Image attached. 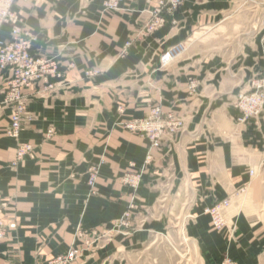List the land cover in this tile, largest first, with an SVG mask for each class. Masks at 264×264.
I'll return each instance as SVG.
<instances>
[{
    "label": "crops",
    "instance_id": "0c3cea01",
    "mask_svg": "<svg viewBox=\"0 0 264 264\" xmlns=\"http://www.w3.org/2000/svg\"><path fill=\"white\" fill-rule=\"evenodd\" d=\"M103 1L14 4L36 35L31 53L56 61L61 75L50 77L52 89L43 81L22 89L31 118L18 140L5 134L10 109H0V217L15 224L0 240V264L47 261L73 241L81 254L72 264H157L154 237L179 225L204 264L224 253L250 264L256 223L234 195L250 183L264 126L250 121L236 131L230 101L264 75V0H187L174 14L162 13L165 23L151 32L145 23L158 0H120L116 11L104 10ZM230 34L231 45L211 53L202 43ZM9 37L2 25L0 39ZM178 42L186 49L161 65V54ZM8 75L0 73V98ZM155 106L182 117L184 127L150 147L122 122ZM19 142L33 151L16 160ZM91 165H98L93 192ZM139 172L133 191L122 178ZM226 197L227 226L216 231L202 212ZM125 215L134 223H115Z\"/></svg>",
    "mask_w": 264,
    "mask_h": 264
},
{
    "label": "built area",
    "instance_id": "2783aa9c",
    "mask_svg": "<svg viewBox=\"0 0 264 264\" xmlns=\"http://www.w3.org/2000/svg\"><path fill=\"white\" fill-rule=\"evenodd\" d=\"M17 0H0V27L9 26L10 37L0 39V73L4 70L9 72L7 77V89L0 98V109L9 108V122L5 128V134L15 140L20 137V132L26 121L31 118L27 109L25 96L22 93L24 87L43 81L46 83V89H52L54 84L49 81L50 77H59L61 72L58 70L56 61L51 59L35 56L31 53L30 48L36 35L24 26L22 16L14 10V4ZM187 0H158V5L149 11L151 18L145 23V30L151 31L163 23L166 19L162 13L174 14L177 9ZM120 0H104V10H119ZM259 23L264 27V12L262 13ZM129 42L127 43V45ZM186 49L184 42H178L170 46L160 56L161 65L169 64L176 56ZM97 71L88 70L86 75H94ZM241 95L240 97H242ZM124 128L139 133L149 141L150 147H159L162 140L167 135L175 134L182 126V123L172 113H163L159 106H155L150 112L143 117H133L122 122ZM53 129H49L46 134L50 136ZM33 145L29 142H19L16 147V160L23 159L26 155L31 154ZM150 158V157H149ZM13 164L16 161L12 162ZM98 165H91L88 168L87 184L89 191L93 192L97 179ZM141 178L139 173H127L123 176L124 183L132 181L133 185H138ZM228 200L217 202L205 209V212L211 217L212 223L221 228L225 220L221 217L220 210L227 207ZM6 207L5 202H0V215ZM15 224L5 225L0 217V240L7 235L8 228H13ZM78 250L71 245L63 254L56 255L51 261L37 262L33 264H65L77 257ZM223 264H233L226 263Z\"/></svg>",
    "mask_w": 264,
    "mask_h": 264
},
{
    "label": "rangeland",
    "instance_id": "374dc122",
    "mask_svg": "<svg viewBox=\"0 0 264 264\" xmlns=\"http://www.w3.org/2000/svg\"><path fill=\"white\" fill-rule=\"evenodd\" d=\"M260 27L264 29L263 26L260 25ZM195 37H197L195 39L198 41V36L196 35ZM231 38V34L230 38H224L222 35H212L203 38L202 43H204L203 45H206L205 47H208L210 49L208 53H211L212 51L216 50L215 47L217 46L221 48L224 47V45H231ZM185 46L187 47V43H185ZM229 51H231V49ZM241 95L243 96L240 97ZM230 102L236 110L234 118L236 122V131L240 130L243 125L247 124L250 121H254V123L259 127L264 126V75L261 77H253L249 83L242 85V87L236 93L235 97H233ZM175 117L179 119V121L182 123L181 128L178 130L180 132L183 130L184 127V120L180 116L176 115ZM262 138L264 139V137ZM259 152L260 154L257 162L254 164L253 167L249 169V185L246 184L240 187V189L234 195V197L236 196L237 200H239V203L248 209L247 212H249L252 221L256 223V257L253 258L252 262L250 261V264H264V148ZM140 180L138 181V185L136 186V188L133 185L132 181L126 182L125 184L129 185L133 189V191H136L139 186ZM225 199L229 201V206L232 202L231 197H226L217 202L219 203ZM215 203H213L212 205H214ZM227 207H224L220 210L221 217L225 220V223L221 228L216 227L212 223L211 217L209 216L210 225L212 229L216 231H222L227 226V217L225 214V210ZM205 209L202 213L204 215H209L207 212H205ZM129 217V215H125L123 219L118 218L115 223H134V221ZM232 229H234V226L232 227ZM76 235L77 237L83 236V231L78 229ZM100 236H102V234ZM71 245H73L78 250L77 257L65 264H72L81 254V248H79L78 243H76V241H73ZM102 246L103 243L97 245L96 248ZM152 249L158 255V259L156 260L157 264L205 263L204 260H201L199 258L197 244L191 239L187 238V232L184 230V228L181 227V225H179L169 233L166 232L160 234L157 237H154V244ZM49 261H51V259L42 262L48 263ZM224 261L226 263L229 262L233 264H240L238 259H236L232 255H229L228 253H224L221 258L218 259V261L215 260V262H212V264H223ZM113 264H120V260L113 261Z\"/></svg>",
    "mask_w": 264,
    "mask_h": 264
}]
</instances>
